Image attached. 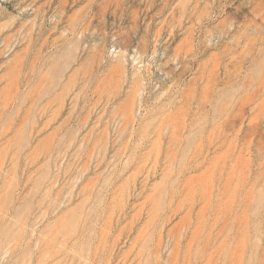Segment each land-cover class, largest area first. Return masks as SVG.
<instances>
[{"label":"rangeland","instance_id":"obj_1","mask_svg":"<svg viewBox=\"0 0 264 264\" xmlns=\"http://www.w3.org/2000/svg\"><path fill=\"white\" fill-rule=\"evenodd\" d=\"M0 264H264V0H0Z\"/></svg>","mask_w":264,"mask_h":264}]
</instances>
